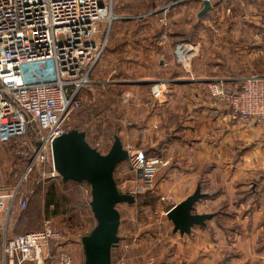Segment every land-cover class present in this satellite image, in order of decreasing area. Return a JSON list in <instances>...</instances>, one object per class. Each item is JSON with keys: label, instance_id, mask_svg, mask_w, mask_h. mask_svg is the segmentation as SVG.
I'll return each mask as SVG.
<instances>
[{"label": "crops", "instance_id": "0c3cea01", "mask_svg": "<svg viewBox=\"0 0 264 264\" xmlns=\"http://www.w3.org/2000/svg\"><path fill=\"white\" fill-rule=\"evenodd\" d=\"M116 1L115 34L126 40L115 47L119 66L100 79V88L131 90L130 123L121 138L167 161L156 181L164 205L171 208L199 189L205 196L196 212L211 215L181 234L166 214L168 238L154 264H216L221 255L225 264H264L263 211L253 208L264 205V121H242L208 89L217 79L237 82L264 74V0H215L207 11L204 0H172L135 15ZM180 42L196 50L186 66L176 60ZM104 51L100 76L107 64ZM120 71L127 75L117 76ZM102 97L108 100L107 93ZM130 173L124 164L117 167L120 188L133 186ZM11 231L9 237L19 234ZM81 239L68 246L74 264H81ZM0 254L1 262L2 244Z\"/></svg>", "mask_w": 264, "mask_h": 264}, {"label": "built area", "instance_id": "2783aa9c", "mask_svg": "<svg viewBox=\"0 0 264 264\" xmlns=\"http://www.w3.org/2000/svg\"><path fill=\"white\" fill-rule=\"evenodd\" d=\"M115 1L0 0V141L15 145L17 154L30 160L15 190L0 192V211L7 215L15 203L21 210L27 207L29 197L21 187L32 171L60 178L52 143L68 131L71 115L82 106V92L92 83L111 24L118 19ZM204 1L213 5L215 0ZM195 52L185 42L175 47L176 60L184 66ZM208 89L242 121H264V74L237 82L217 79ZM125 148L139 178L134 193L153 189L159 167L167 161L130 145ZM140 240L138 233L122 236L112 264H154L152 258L135 256ZM69 243L47 220L40 229L13 237L5 234L0 264H45L53 248L57 252L53 264H74Z\"/></svg>", "mask_w": 264, "mask_h": 264}, {"label": "rangeland", "instance_id": "374dc122", "mask_svg": "<svg viewBox=\"0 0 264 264\" xmlns=\"http://www.w3.org/2000/svg\"><path fill=\"white\" fill-rule=\"evenodd\" d=\"M118 1L119 4L125 5L127 15H135L146 13L156 8L160 9L172 0ZM124 23L123 26L128 24ZM105 27L106 25H103L102 29L105 30ZM115 30H118L117 21L116 24L115 21L112 23L110 33L107 36L108 38L104 42L105 55L103 60L107 61L104 75L100 76V71L102 72L101 68L103 66L100 67L99 62L91 77V80L93 82L95 81V83H91V85L82 92V106L73 112L67 123L68 130L78 128L85 131L89 143L103 153L109 151L116 134L122 136L121 132L126 131L130 123L128 117L131 110L128 101L130 97H133L126 95V92L128 93V91L131 90H120V88H117V90L114 91H105L100 88V79L107 76L113 68L119 66V64L115 65V61H117L114 57L116 51L115 47L117 46V48H119L120 44H123L126 40L125 37L119 38L116 36ZM122 30L128 35L129 28L127 26L123 27ZM262 35V40L264 42V33H262ZM116 74H118L117 76L127 75V73H121V71ZM107 88L108 85L106 86V89ZM106 93L108 100L102 97ZM123 93H125V95H122L120 103H118L117 96ZM123 142L124 146L130 145L138 150L137 144ZM16 150L17 147L15 145L5 144L0 141V162L2 165V170L0 171V191H9V189L10 191L15 190L20 178L25 175L26 162L30 160L29 158L21 157L17 154ZM121 164L126 165L128 169L132 171V174H127L126 177L128 178L127 180L133 182V186L129 189L125 186L121 189L125 192L134 193L133 190L136 188L137 179L139 180V178H137L138 174L130 167L128 159L124 160ZM163 166L164 165L159 167L153 189L146 192L134 193L136 196L134 202H122L117 206L121 213L120 236H132L136 233L140 234L141 240L135 251V256L144 259L152 258V260L156 261L161 258L158 249H160L162 243L168 238L167 232L169 229L165 224L168 221L166 212L170 208V205H164V203L161 202L162 194L160 190L156 189V181L160 178L158 173ZM36 172L39 173L35 170L32 171L21 187V190L28 194L29 197L27 207L21 210L16 204L13 206L9 216L7 215V211H0V253L5 234L8 235V237L13 235L8 232L11 231L10 225H12V231L15 230V232L21 234L26 231L40 229L47 220H51L54 226L63 231L68 241H73L80 240L81 236L89 233L96 224L90 207L91 193L89 184L86 182L64 183L61 177L52 179L48 178L47 174L41 177V174L39 173L38 175ZM214 191L216 190L214 189L213 192ZM165 196L167 197V195ZM253 208L262 209L264 219V205H256ZM261 243L262 245L264 244V239L261 240ZM155 247L157 248L156 251ZM56 254V248H53L45 264H53L57 259ZM116 255H118V253ZM221 257L220 261L218 260L216 264H225V255H221ZM81 264H84L83 252Z\"/></svg>", "mask_w": 264, "mask_h": 264}, {"label": "water", "instance_id": "95a60500", "mask_svg": "<svg viewBox=\"0 0 264 264\" xmlns=\"http://www.w3.org/2000/svg\"><path fill=\"white\" fill-rule=\"evenodd\" d=\"M211 6L205 1L203 11ZM52 151L54 167L63 182L90 185V207L96 224L81 239L84 264H112L113 251L121 239V213L117 206L136 200L133 193L119 188L115 179L117 167L128 157L121 136L116 134L109 151L103 153L89 143L85 131L73 128L53 141ZM204 196L198 189L167 211L175 230L188 233L193 226L204 225L211 217L196 212V204Z\"/></svg>", "mask_w": 264, "mask_h": 264}, {"label": "trees", "instance_id": "16d2710c", "mask_svg": "<svg viewBox=\"0 0 264 264\" xmlns=\"http://www.w3.org/2000/svg\"><path fill=\"white\" fill-rule=\"evenodd\" d=\"M23 233H25V232H23Z\"/></svg>", "mask_w": 264, "mask_h": 264}]
</instances>
